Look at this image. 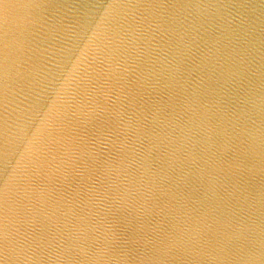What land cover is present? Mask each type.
<instances>
[{"label": "water", "instance_id": "obj_1", "mask_svg": "<svg viewBox=\"0 0 264 264\" xmlns=\"http://www.w3.org/2000/svg\"><path fill=\"white\" fill-rule=\"evenodd\" d=\"M0 264H264V0H0Z\"/></svg>", "mask_w": 264, "mask_h": 264}]
</instances>
